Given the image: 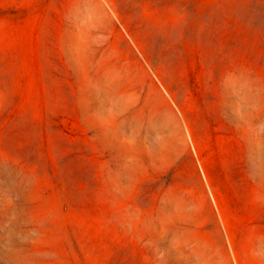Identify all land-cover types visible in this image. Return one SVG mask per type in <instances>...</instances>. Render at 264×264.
<instances>
[{"label": "rangeland", "instance_id": "obj_1", "mask_svg": "<svg viewBox=\"0 0 264 264\" xmlns=\"http://www.w3.org/2000/svg\"><path fill=\"white\" fill-rule=\"evenodd\" d=\"M0 264H264V0H0Z\"/></svg>", "mask_w": 264, "mask_h": 264}]
</instances>
